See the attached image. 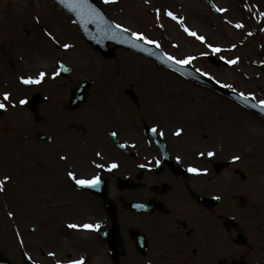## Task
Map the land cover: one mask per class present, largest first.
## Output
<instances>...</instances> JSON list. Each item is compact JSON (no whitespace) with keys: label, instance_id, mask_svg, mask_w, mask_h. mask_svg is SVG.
Segmentation results:
<instances>
[{"label":"rangeland","instance_id":"374dc122","mask_svg":"<svg viewBox=\"0 0 264 264\" xmlns=\"http://www.w3.org/2000/svg\"><path fill=\"white\" fill-rule=\"evenodd\" d=\"M213 2L222 11L221 16L213 13L205 0H97L106 15L127 32L142 34L143 39L152 40L177 61L193 58L184 64L209 75L224 88L264 105V0ZM52 27L62 31L57 41L53 39ZM193 32L195 36L190 34ZM213 48L221 51L214 52ZM23 55L28 64L33 59L40 60V56L47 57L45 61L55 74L54 79L44 76L40 82L47 85L41 93L50 96L48 103L40 106V112L53 113V118L43 125L49 127L48 131L67 126L64 118L69 97H60L81 80L92 82L88 102L76 116H70L77 117L72 125L79 130L85 128V138L93 132L122 130L143 146L147 142L155 146L144 134V127L159 126L157 132L166 146H182L194 159L201 160L199 168L214 176V193L221 191L219 187L227 190L230 214L240 220L248 240L247 247L239 248L237 253L264 264V225L260 224L264 223V163L255 159L258 146L264 147V119L227 96L187 81L134 52L120 49L114 58H104L85 42L73 17L52 1L34 0H0V101L10 106L0 118V254L4 258L12 264H23V255L27 254L37 264L74 260L88 264L93 256L90 264H95L93 260L106 264L95 229L82 227L93 225L91 204L95 201L82 197L85 207L75 209L71 197L60 196L57 187L50 183L53 173L49 169L35 170L48 156L46 144L35 138V127L42 125L31 121L30 111L21 108L20 101L36 92L27 90L22 80L40 76L24 72ZM209 56L235 63L217 68L209 62ZM60 64L74 69L71 78L59 76ZM153 72L159 74L163 83L166 80L174 85V90L156 99L155 107L148 90L154 84L150 76ZM129 90L136 95L137 104L127 97ZM5 93L9 94L8 100L4 99ZM115 114L127 120L130 127H123ZM61 120L66 124H61ZM28 148L33 158L18 157V150ZM215 160L230 162V167L215 173L210 163ZM25 164H30L27 172L5 181L9 171L22 170L27 167ZM235 170L243 172L246 179L241 180ZM26 193L37 198L34 212L26 213L28 224L38 228L26 238L40 243L37 246L25 245L10 221L26 202ZM48 195L53 207L42 203ZM239 196L248 199L243 210L237 208ZM230 249L231 253L236 251L233 245Z\"/></svg>","mask_w":264,"mask_h":264},{"label":"flooded vegetation","instance_id":"af4514ba","mask_svg":"<svg viewBox=\"0 0 264 264\" xmlns=\"http://www.w3.org/2000/svg\"><path fill=\"white\" fill-rule=\"evenodd\" d=\"M44 86L47 85L36 84L30 89L41 93ZM0 87H3L1 83ZM42 94L47 93L43 91ZM68 95L67 91L60 98L63 100ZM45 96L50 97L49 94ZM76 114L66 111L67 126L51 132L43 125L53 118V113L43 114L40 122L34 118L35 124L42 125L35 127L38 131L35 138L37 140L40 133L47 136L42 142L48 153L46 167L53 173L49 181L57 187L59 195L71 197L77 210L85 207L82 197L95 201L91 204L93 224L100 225L99 231L102 222L107 225L103 230L109 229L102 201L79 189L75 182L99 177L107 183L108 197L117 205L120 236L115 253L99 239L107 264L115 263L113 254L118 255V264H219L233 260L230 245L243 233V228L241 223L234 230L224 225L225 219L230 218L228 200H225L227 192L219 187L216 207L199 203V197L213 199V175L175 171L163 164L164 156L157 146H140L131 134L122 130L93 132L85 138V130L72 129L77 117L70 116ZM60 122L66 124L63 120ZM112 133L123 146L112 142ZM166 149L176 166L189 168L200 164L182 146H166ZM119 179L128 180L126 189ZM133 204L147 205V209L135 211ZM237 255L235 258L247 259L243 253Z\"/></svg>","mask_w":264,"mask_h":264},{"label":"water","instance_id":"95a60500","mask_svg":"<svg viewBox=\"0 0 264 264\" xmlns=\"http://www.w3.org/2000/svg\"><path fill=\"white\" fill-rule=\"evenodd\" d=\"M61 7L65 8L68 12H70L76 19V22L80 25L83 35L86 40L100 53L105 55L106 57H112L115 49L117 47H126L128 49H132L136 52L142 53L144 55H148L155 59L158 63L163 65L166 68L172 69L179 74L183 75L187 79H192L196 83L204 85L214 90H218L223 94L234 95L236 99L243 105L257 110L261 115L264 116V109L257 108L255 104L251 103L247 99L235 95L229 91L223 90L219 88V86L211 79L204 77L203 75L193 71L190 68L183 67L171 59L167 58L161 50L156 48L155 46H148L143 44L134 38L130 37L124 30L116 27L110 20L106 18L103 11L96 5L95 0H54ZM94 30H91V28ZM115 44L116 47L109 50V45ZM215 65L219 66L221 61L213 60ZM73 70L65 68L62 66L61 74L63 77H70ZM90 87V83L83 82L81 87L76 89V94L73 95L71 100V105L73 109L79 107L81 102H85L87 99V90ZM43 101L40 95H35L31 100L32 105H38ZM36 112L37 109L34 108ZM159 146H164L162 141H159ZM226 165L224 164H215V168L218 171L224 169ZM103 199H105L103 197ZM245 206V201L242 200L240 207ZM106 209H108L110 215L115 216V207L111 205V203H106ZM115 221V217L113 218ZM112 232L109 231L107 235H110ZM106 239H110V237H106ZM0 264H10L8 261L3 260L0 256ZM26 264H33L26 260Z\"/></svg>","mask_w":264,"mask_h":264},{"label":"bare ground","instance_id":"6f19581e","mask_svg":"<svg viewBox=\"0 0 264 264\" xmlns=\"http://www.w3.org/2000/svg\"><path fill=\"white\" fill-rule=\"evenodd\" d=\"M14 27V26H13ZM52 32L54 34V40L57 41V38H59V34H61V29L59 27H52ZM18 57V55H16ZM30 57V56H29ZM22 62H23V70L26 74H33L36 76H40L41 73H44L45 77L49 80H52L55 78V74L52 71L50 65L48 64L45 59L47 57L44 56H40V60L37 59H33V61H30L29 64L26 61V56L23 55L22 57ZM154 73V74H153ZM153 75H150L152 78V80H154V84L151 87L148 88L151 99L150 101L152 102V105L155 107V102L156 99H161L164 97V95H167V93L171 92L172 90H174V85H172L171 83L166 82L165 83L162 82V79L159 78V74L153 72ZM6 85V84H5ZM160 107L156 106V109H159ZM116 115V114H115ZM117 118H119V121L121 122L122 126L125 128L130 127V124L127 120H125L122 117H118L116 115ZM228 129L226 128L225 131H227ZM7 148V147H6ZM8 149V148H7ZM9 150V149H8ZM18 157H25L27 159L33 158V152L28 148V149H20L18 150ZM255 159H257V163H264V147L263 146H258V148L256 149V153H255ZM25 168H22V170L20 169H12L11 171H9V173H7L4 177L6 178L5 181L9 182V181H13L16 178H18V176L21 174V172H27V170L30 169V164H25ZM25 203L21 206V210L18 211V215H14L13 218L11 217V223L14 224L15 228H16V233L17 236L19 237V239L21 241L24 242L25 245L28 246H37L40 243H35L32 242V240H29V238H26V235H31L33 233H35L36 231H38L37 226H35V224H28L29 220V214L26 213H30L32 214V212H34L33 210V203L34 201L37 200V198H35V196L32 195V197H30V195L28 193H26L25 195ZM49 197L44 198L42 200V203L47 206V207H52L53 202L51 201V196L48 195ZM11 207H7V209H9ZM264 212V211H263Z\"/></svg>","mask_w":264,"mask_h":264},{"label":"snow or ice","instance_id":"6c2138e0","mask_svg":"<svg viewBox=\"0 0 264 264\" xmlns=\"http://www.w3.org/2000/svg\"><path fill=\"white\" fill-rule=\"evenodd\" d=\"M106 2H111V0H106ZM169 15H171V13H169ZM239 26V25H238ZM119 27V26H117ZM187 31V29H186ZM191 35L195 36L196 33H190ZM137 36L138 39H142L143 36L142 34H134ZM201 40L204 39V37H199ZM64 47H69V45H65ZM209 47L211 48L212 46L209 45ZM213 51L214 52H219L221 51V49L219 48H213ZM171 59H174V58H171ZM193 59V58H189V60H184V61H177V63H188L190 62V60ZM229 63H235V61H229ZM44 73H41L40 74V77L33 80L32 78H28V79H25L23 82L24 83H40L41 80L43 79L44 77ZM4 99L5 100H8L9 99V94L5 93L4 94ZM20 103H25V101H20ZM5 107V104L3 103H0V108H4ZM208 155H213V153H208ZM112 167H116V165H113ZM189 171H192V172H198L199 170L196 169V168H190ZM70 176L73 177V179H75V176L73 173H69ZM76 183L79 184V185H87V186H91V187H95L96 185H98L100 183V178L99 177H93V179L91 180H76ZM3 184V181H0V185ZM72 227H78L77 225H72ZM83 228L85 229H99L100 225L99 224H96V225H92V224H85L82 226ZM51 255V253H50ZM70 264H83V261L82 260H74V261H70Z\"/></svg>","mask_w":264,"mask_h":264}]
</instances>
